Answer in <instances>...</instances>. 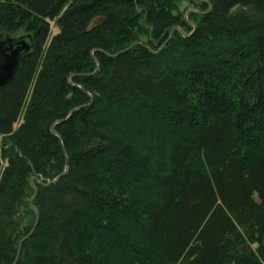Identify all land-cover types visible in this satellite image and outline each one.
Here are the masks:
<instances>
[{"label":"trees","instance_id":"1","mask_svg":"<svg viewBox=\"0 0 264 264\" xmlns=\"http://www.w3.org/2000/svg\"><path fill=\"white\" fill-rule=\"evenodd\" d=\"M189 1L0 0V264H264V0Z\"/></svg>","mask_w":264,"mask_h":264},{"label":"water","instance_id":"2","mask_svg":"<svg viewBox=\"0 0 264 264\" xmlns=\"http://www.w3.org/2000/svg\"><path fill=\"white\" fill-rule=\"evenodd\" d=\"M177 29H178L177 27L174 28L171 34ZM30 49H31V43L29 38L26 36H21L17 38L11 37L9 35L0 36V86H5L14 79L18 71V68L20 66V62L23 54L28 53ZM52 131L55 132L54 127H52ZM59 177H57L52 181H49V183L56 182L59 179ZM35 182H37L39 185H45L43 181H41L37 177H33L31 179L32 186L35 188V193L30 201V204L37 214V221L34 228H36L39 219V212L33 203L34 199L38 194V189ZM32 231L30 232V234L32 233ZM29 235H27L23 240H25ZM19 249H21V245Z\"/></svg>","mask_w":264,"mask_h":264},{"label":"rangeland","instance_id":"3","mask_svg":"<svg viewBox=\"0 0 264 264\" xmlns=\"http://www.w3.org/2000/svg\"><path fill=\"white\" fill-rule=\"evenodd\" d=\"M179 1V6H180V8H181V10L183 11V12H185L184 13V17L185 18H189V13H190V11L191 10H194L195 9V5H193L192 4V2L191 1H189V0H178ZM195 6V7H194ZM178 29H181L180 27H177ZM51 29H52V35H54L55 33H57V31H58V28L56 27V24H55V22L54 21H51ZM182 31V33L183 34H185V32L183 31V29H181Z\"/></svg>","mask_w":264,"mask_h":264}]
</instances>
